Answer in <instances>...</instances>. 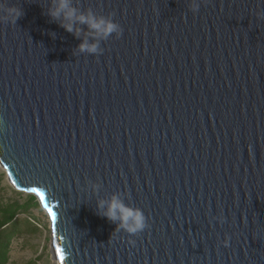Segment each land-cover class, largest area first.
<instances>
[{
    "label": "water",
    "instance_id": "95a60500",
    "mask_svg": "<svg viewBox=\"0 0 264 264\" xmlns=\"http://www.w3.org/2000/svg\"><path fill=\"white\" fill-rule=\"evenodd\" d=\"M8 2L24 14L0 22V164L58 264H264V0H71L122 26L101 55L58 0ZM113 195L150 227L117 231Z\"/></svg>",
    "mask_w": 264,
    "mask_h": 264
},
{
    "label": "clouds",
    "instance_id": "9594fccd",
    "mask_svg": "<svg viewBox=\"0 0 264 264\" xmlns=\"http://www.w3.org/2000/svg\"><path fill=\"white\" fill-rule=\"evenodd\" d=\"M202 2L203 0H190L191 11L198 13ZM23 14L21 7L10 6L8 0H0V22L16 25ZM49 14L54 20L62 19L61 26L67 32L75 34L78 39L83 35V42L79 45L81 53L101 55L103 54L101 41L108 40L113 34L116 36L123 34L122 26L114 18L97 17L91 10L87 14L79 12L72 6L71 0H58ZM80 26H87L88 32L84 33ZM98 208L101 216L117 223V231L126 232L130 236L138 235L150 227L144 211L126 205L119 195H113L111 200H101ZM229 241L230 237L224 241V245L228 246ZM131 243L134 244L135 241L132 240Z\"/></svg>",
    "mask_w": 264,
    "mask_h": 264
},
{
    "label": "rangeland",
    "instance_id": "374dc122",
    "mask_svg": "<svg viewBox=\"0 0 264 264\" xmlns=\"http://www.w3.org/2000/svg\"><path fill=\"white\" fill-rule=\"evenodd\" d=\"M6 172L0 164V207L27 201L28 194L18 195L11 188ZM33 223L37 230H23L12 239L8 264H28L36 260L37 264H58L52 246L51 223L46 212L40 207L32 209L30 215H23ZM1 218V213H0Z\"/></svg>",
    "mask_w": 264,
    "mask_h": 264
},
{
    "label": "trees",
    "instance_id": "16d2710c",
    "mask_svg": "<svg viewBox=\"0 0 264 264\" xmlns=\"http://www.w3.org/2000/svg\"><path fill=\"white\" fill-rule=\"evenodd\" d=\"M13 188V187H11ZM13 191L23 196L24 194ZM28 199L24 203L15 202L4 207H0V264H8L9 252L11 247L12 239L23 230L31 229L37 230L29 218L23 217V215H30L31 210L40 208V204L35 196L27 195ZM28 264H37V261H31Z\"/></svg>",
    "mask_w": 264,
    "mask_h": 264
}]
</instances>
